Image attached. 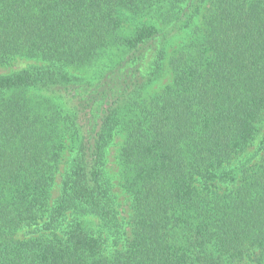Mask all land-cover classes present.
I'll use <instances>...</instances> for the list:
<instances>
[{
	"label": "trees",
	"instance_id": "16d2710c",
	"mask_svg": "<svg viewBox=\"0 0 264 264\" xmlns=\"http://www.w3.org/2000/svg\"><path fill=\"white\" fill-rule=\"evenodd\" d=\"M17 58L38 63L0 73V264H264V0H0Z\"/></svg>",
	"mask_w": 264,
	"mask_h": 264
},
{
	"label": "rangeland",
	"instance_id": "374dc122",
	"mask_svg": "<svg viewBox=\"0 0 264 264\" xmlns=\"http://www.w3.org/2000/svg\"><path fill=\"white\" fill-rule=\"evenodd\" d=\"M172 49V47H170ZM170 49V50H171ZM33 63H38L35 62L34 60L26 59V58H17L14 61H12L9 65H5L0 67V73H7L10 72L11 70L18 69L21 67H24L29 64ZM70 72L73 74H81L83 73L82 69H76V68H70ZM171 79V73L169 70L161 76L159 79H157L153 84H152V90H156L158 88H161L164 84H166L169 80ZM121 142V134L119 132H115L112 140L110 141V144L107 147L106 151V164L107 168L109 170V174L111 177V181L114 184V191L118 195V203H119V209L123 210L127 208V205L125 203V196L123 192L120 189L119 186V176H118V165L116 162V151L119 146V143ZM68 142H66V145L64 146L62 157L60 160L59 168L56 173V178L54 182V186L52 189V196H57L58 190H59V184H60V179L61 175L63 174V171L67 168L68 161L70 158V150L69 147L67 146ZM125 216V215H123Z\"/></svg>",
	"mask_w": 264,
	"mask_h": 264
}]
</instances>
